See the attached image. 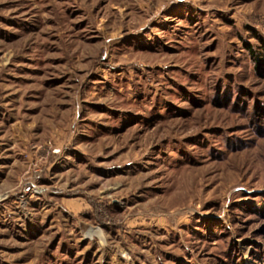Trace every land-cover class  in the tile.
<instances>
[{
    "label": "rangeland",
    "instance_id": "374dc122",
    "mask_svg": "<svg viewBox=\"0 0 264 264\" xmlns=\"http://www.w3.org/2000/svg\"><path fill=\"white\" fill-rule=\"evenodd\" d=\"M0 264H264V0H0Z\"/></svg>",
    "mask_w": 264,
    "mask_h": 264
},
{
    "label": "trees",
    "instance_id": "16d2710c",
    "mask_svg": "<svg viewBox=\"0 0 264 264\" xmlns=\"http://www.w3.org/2000/svg\"><path fill=\"white\" fill-rule=\"evenodd\" d=\"M263 60V59H262Z\"/></svg>",
    "mask_w": 264,
    "mask_h": 264
}]
</instances>
